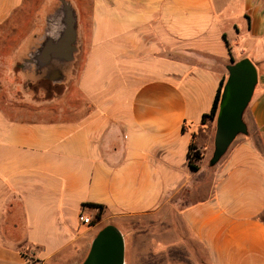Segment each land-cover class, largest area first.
<instances>
[{
	"label": "crops",
	"instance_id": "0c3cea01",
	"mask_svg": "<svg viewBox=\"0 0 264 264\" xmlns=\"http://www.w3.org/2000/svg\"><path fill=\"white\" fill-rule=\"evenodd\" d=\"M69 1L74 59L41 67L36 41L0 83V264H83L107 225L124 264L180 248L186 264H264V0ZM24 3L0 0V29ZM231 56L259 81L248 133L213 165L198 132Z\"/></svg>",
	"mask_w": 264,
	"mask_h": 264
},
{
	"label": "water",
	"instance_id": "95a60500",
	"mask_svg": "<svg viewBox=\"0 0 264 264\" xmlns=\"http://www.w3.org/2000/svg\"><path fill=\"white\" fill-rule=\"evenodd\" d=\"M40 50L35 56L42 67L50 59L70 62L74 59L78 38V14L69 0H61L59 8L50 15ZM40 51V52H39ZM223 85L217 115L214 151L211 164H217L240 134L248 133L244 114L259 81L257 65L248 57L231 62ZM58 79L63 74H55ZM125 239L114 225L104 227L93 240L83 264H124Z\"/></svg>",
	"mask_w": 264,
	"mask_h": 264
},
{
	"label": "rangeland",
	"instance_id": "374dc122",
	"mask_svg": "<svg viewBox=\"0 0 264 264\" xmlns=\"http://www.w3.org/2000/svg\"><path fill=\"white\" fill-rule=\"evenodd\" d=\"M77 3H83L89 6L91 0H75ZM74 2V1H73ZM61 5V0H25V3L19 8L11 18L1 26L0 29V83L19 70L21 59L25 56L30 46L36 41H42L46 36V29L49 24L50 15H52ZM228 76V75H227ZM19 84L22 79L16 77ZM227 79V78H226ZM225 79V81H226ZM225 83V82H224ZM48 82L41 81L33 84L38 92L42 94H53L54 89L47 90ZM62 88V87H61ZM56 88L60 92L62 89ZM39 98V96H37ZM217 126V117L215 120L207 119L203 128L198 132V144L205 151L210 149V159L214 151V140ZM240 134L239 136H242ZM237 139V138H236ZM264 218V214L262 216ZM97 221V218L93 222ZM153 264H186L190 260L186 250L180 248L172 252L169 256L162 258L160 256L150 259ZM203 263L205 260L203 259ZM193 264V263H191Z\"/></svg>",
	"mask_w": 264,
	"mask_h": 264
},
{
	"label": "trees",
	"instance_id": "16d2710c",
	"mask_svg": "<svg viewBox=\"0 0 264 264\" xmlns=\"http://www.w3.org/2000/svg\"><path fill=\"white\" fill-rule=\"evenodd\" d=\"M225 37H226V35H225ZM234 61H235V59L231 56V62H234ZM224 82H225V79H222L220 82V85H219L217 94L215 96L211 110L209 112L203 114V117H202L203 124L206 123L207 119H211V120L216 119V117L218 115V111H219V103H220V98H221ZM203 156H204L203 152L201 151V149L198 147V145L193 140L191 142V144L189 145V150H188V164H189V167L192 171L196 172L200 169V161L202 160ZM88 205L91 207L98 208L100 211H102L104 208L103 205L95 204V203H90ZM98 218H100V213L98 214Z\"/></svg>",
	"mask_w": 264,
	"mask_h": 264
},
{
	"label": "built area",
	"instance_id": "2783aa9c",
	"mask_svg": "<svg viewBox=\"0 0 264 264\" xmlns=\"http://www.w3.org/2000/svg\"><path fill=\"white\" fill-rule=\"evenodd\" d=\"M79 219L81 222H83L85 224H92V222H93V218L90 216H87L84 212L80 213Z\"/></svg>",
	"mask_w": 264,
	"mask_h": 264
}]
</instances>
